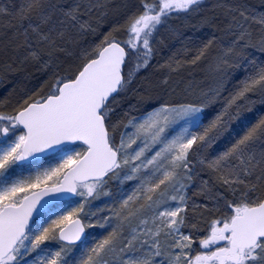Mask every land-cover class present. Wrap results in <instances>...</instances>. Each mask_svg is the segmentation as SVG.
Segmentation results:
<instances>
[{"label":"snow or ice","instance_id":"6c2138e0","mask_svg":"<svg viewBox=\"0 0 264 264\" xmlns=\"http://www.w3.org/2000/svg\"><path fill=\"white\" fill-rule=\"evenodd\" d=\"M124 8L0 6V264H264V0Z\"/></svg>","mask_w":264,"mask_h":264},{"label":"trees","instance_id":"16d2710c","mask_svg":"<svg viewBox=\"0 0 264 264\" xmlns=\"http://www.w3.org/2000/svg\"><path fill=\"white\" fill-rule=\"evenodd\" d=\"M214 2H215V0H208L209 6H211V4L214 3ZM250 2L259 5L260 0H250ZM126 4L127 3H124L123 6L126 5ZM126 10L127 9H125V8H122V9L119 8V11L122 12V13H124ZM189 19L191 21V24H196V20L194 18H189ZM169 23L172 24L173 26H176V27L179 26L178 28H180L183 32L186 33V37L187 36H191V33H192L191 31L188 32L187 30H184L181 27L182 24H185L184 20H182V19H174V20H171ZM188 26H191V25H188ZM196 31L199 32V29H197ZM207 31H209V30H207ZM205 33H206V31H205ZM205 36H206V34L205 35L202 34V36L196 38L197 39L196 41H198L201 37H205ZM180 47H182V45ZM180 47H178V48H180ZM165 49H168L169 53H168V55L163 57V53H164ZM171 54H172V50H171V48L169 46V47L163 48L156 58L158 59V61H161L162 59H164V61H165L167 59V57L170 56ZM203 73H204V71L202 69H197V71L195 72V76L197 78H203V76H204ZM154 74L155 75H160V73H154ZM42 79H43V77L41 76V74L37 73V72H34V71L21 73L18 76V78L16 77L14 80L10 79V80H8L6 82L0 83V98H3V96H5L7 94V92L9 90H11L14 86L16 87L17 92H19L22 87H25V82H31V81H34V80H36L38 82L40 80L42 81ZM15 80L17 82H15ZM9 81H11V82H9ZM19 81L22 82V83L24 82V84L23 85H21V84L18 85ZM15 83H17V84L15 85ZM138 114H139L138 112L137 113H133V115H138Z\"/></svg>","mask_w":264,"mask_h":264},{"label":"bare ground","instance_id":"6f19581e","mask_svg":"<svg viewBox=\"0 0 264 264\" xmlns=\"http://www.w3.org/2000/svg\"><path fill=\"white\" fill-rule=\"evenodd\" d=\"M12 2L13 3H19V0H12ZM111 2H112V4L113 5H115V6H118V9L120 8V9H122V8H124V6H123V4L124 3H127V5H133V4H135L137 1L136 0H111ZM9 3V0H0V6H4V5H7ZM123 14L124 13H122V12H120L119 10H113V11H110L109 12V17H108V20H109V22H114V21H119V22H123ZM181 27L184 29V30H187L188 32H192L191 33V37H193L194 38V40H197L196 38L197 37H200V36H202V34L203 35H207L208 34V31L206 30V29H199V32H197L196 30H197V28H193V27H191V26H188V25H186V24H182L181 25ZM205 31H206V33H205ZM188 34V33H187ZM189 35V34H188ZM181 41H180V39H175V40H170L169 41V46H170V48H171V50H172V52H174L178 47H180L181 45ZM168 53H169V51H168V49H165L164 50V53H163V57L164 56H166V55H168ZM158 61V59L156 58V60H154L153 61V63L155 64L156 62ZM164 62V59H162L161 61H159V63H163ZM30 72H32V71H34V70H29ZM35 72V71H34ZM21 73H18V74H13V75H11V76H9V80L11 79H15L16 77L18 78V76L20 75ZM204 75H205V73H203ZM204 77V76H203ZM4 82H6V81H4ZM15 82H17L16 80H15ZM40 82H42L41 80L40 81H36V80H34V81H31V82H25V86H27V87H31L33 84H37V83H40ZM17 83H15V85H16ZM23 85L24 84V82L22 83V82H20L19 81V83H18V85ZM139 115V114H138ZM215 147V146H214Z\"/></svg>","mask_w":264,"mask_h":264},{"label":"rangeland","instance_id":"374dc122","mask_svg":"<svg viewBox=\"0 0 264 264\" xmlns=\"http://www.w3.org/2000/svg\"><path fill=\"white\" fill-rule=\"evenodd\" d=\"M172 25V24H171ZM179 27V26H178ZM164 35H167L166 33L164 34ZM135 147V146H134ZM127 187V186H126ZM113 191H115V187L113 186ZM78 199V198H77ZM107 198L106 197H102L101 198V200H98V201H96L95 203L97 204V205H99V206H102V202L104 201V200H106ZM87 232H89V233H94V234H97V235H100V234H102L103 233V230L102 229H99V228H90V229H87L86 230ZM53 246H55V245H53Z\"/></svg>","mask_w":264,"mask_h":264}]
</instances>
